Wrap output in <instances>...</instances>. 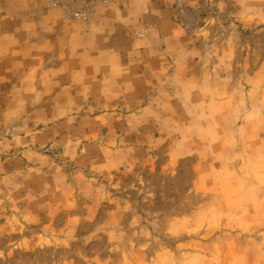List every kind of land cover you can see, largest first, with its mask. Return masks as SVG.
I'll list each match as a JSON object with an SVG mask.
<instances>
[{"label":"rangeland","instance_id":"rangeland-1","mask_svg":"<svg viewBox=\"0 0 264 264\" xmlns=\"http://www.w3.org/2000/svg\"><path fill=\"white\" fill-rule=\"evenodd\" d=\"M114 1L86 27L42 7L83 35ZM195 1L190 26L167 0L199 54L186 80L166 63L107 105L0 81V264H264V0ZM31 4L0 0V18Z\"/></svg>","mask_w":264,"mask_h":264},{"label":"crops","instance_id":"crops-1","mask_svg":"<svg viewBox=\"0 0 264 264\" xmlns=\"http://www.w3.org/2000/svg\"><path fill=\"white\" fill-rule=\"evenodd\" d=\"M30 1L31 6H22L21 12H16L21 15L15 18L14 28L8 27L12 25L8 17L0 18V81L19 83L15 87L30 81L22 75L36 74L35 80L43 77L51 87L66 89L69 104L86 101L107 105L117 99L129 103L134 96H143L134 95L132 90L157 86L153 80L164 73L166 63L173 65L175 75L181 74L186 80L191 64L198 61L191 37L170 17L173 8L167 0H115L99 27L83 35L57 22L42 7V0ZM172 1L178 11L182 10L183 22L195 26L196 1ZM134 24L142 28L143 24L151 25V33L138 34ZM126 30H131L127 37ZM150 41H157L155 50L149 48ZM176 43L187 47L175 50ZM51 53L60 59L59 65L46 70L42 61Z\"/></svg>","mask_w":264,"mask_h":264},{"label":"built area","instance_id":"built-area-1","mask_svg":"<svg viewBox=\"0 0 264 264\" xmlns=\"http://www.w3.org/2000/svg\"><path fill=\"white\" fill-rule=\"evenodd\" d=\"M110 0H44L45 7L58 10L62 16L81 26H94L99 13Z\"/></svg>","mask_w":264,"mask_h":264}]
</instances>
